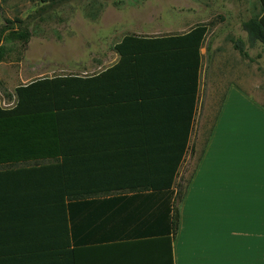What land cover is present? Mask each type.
Returning <instances> with one entry per match:
<instances>
[{"label":"trees","instance_id":"trees-1","mask_svg":"<svg viewBox=\"0 0 264 264\" xmlns=\"http://www.w3.org/2000/svg\"><path fill=\"white\" fill-rule=\"evenodd\" d=\"M260 2L259 18L245 22L250 44H264ZM207 31L201 23L126 34L112 65L34 78L14 88L12 106L0 103V264H80V199L154 191L182 200L188 179L173 185L189 148ZM165 218L156 264H172L178 210Z\"/></svg>","mask_w":264,"mask_h":264},{"label":"rangeland","instance_id":"rangeland-1","mask_svg":"<svg viewBox=\"0 0 264 264\" xmlns=\"http://www.w3.org/2000/svg\"><path fill=\"white\" fill-rule=\"evenodd\" d=\"M261 13L260 0H0V103L12 106L14 88L34 78L92 74L112 65L118 59L113 46L126 34H175L203 23L208 31L202 46V68L207 44L209 48L215 43L231 49L234 43L241 45L243 54L237 52L243 60L242 88L253 104L263 108L264 44L260 41L250 44L245 27V22L257 20ZM204 91V88L199 91L189 148L177 184L184 185L192 172L212 124L213 116L209 115L213 111H207L208 118L203 112ZM263 129L264 119H250L247 123L245 140L240 143L246 150L238 145L236 154L227 158L234 163L238 161L227 172L232 180L237 178L241 169L237 165L243 161L250 169L259 165L258 176H263L264 144L261 148L257 147V141L253 144ZM260 190H264V180L258 182ZM259 196L260 210H244L240 215L242 196L228 190L220 208L227 210L229 216L243 217L244 212L246 216L252 212L255 221L259 218L258 233L264 253V193L257 192L256 201ZM244 223L248 224L247 220Z\"/></svg>","mask_w":264,"mask_h":264},{"label":"crops","instance_id":"crops-1","mask_svg":"<svg viewBox=\"0 0 264 264\" xmlns=\"http://www.w3.org/2000/svg\"><path fill=\"white\" fill-rule=\"evenodd\" d=\"M202 46L199 91L205 89L203 112L208 118L207 111L212 110L213 120L182 200L172 204L168 192L154 191H118L80 199V264H156L169 227L166 211L173 207L178 210V227L170 234L172 264H264L259 218L255 221L252 212L240 217L244 210H260L262 200L259 204L260 196L257 201L255 197L264 193L258 191L264 174L259 177V165L250 169L243 161L237 165L241 169L235 180L227 176L238 162L227 158L236 154L238 145L246 150L240 144L246 125L250 119H264V107L253 104L242 88L243 60L237 50L207 44L202 68ZM262 134L264 129L253 141L260 148ZM176 185L177 178L173 188ZM228 190L242 196L240 215L229 216L220 208Z\"/></svg>","mask_w":264,"mask_h":264}]
</instances>
